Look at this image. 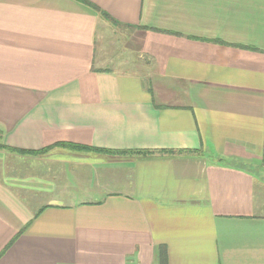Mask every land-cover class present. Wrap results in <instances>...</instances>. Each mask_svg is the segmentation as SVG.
I'll use <instances>...</instances> for the list:
<instances>
[{"label": "crops", "instance_id": "crops-1", "mask_svg": "<svg viewBox=\"0 0 264 264\" xmlns=\"http://www.w3.org/2000/svg\"><path fill=\"white\" fill-rule=\"evenodd\" d=\"M87 1L0 0V264H264V0Z\"/></svg>", "mask_w": 264, "mask_h": 264}, {"label": "trees", "instance_id": "trees-1", "mask_svg": "<svg viewBox=\"0 0 264 264\" xmlns=\"http://www.w3.org/2000/svg\"><path fill=\"white\" fill-rule=\"evenodd\" d=\"M83 3L97 9V7L95 5H93L92 3H90L87 0H81ZM103 15L106 16L105 13H102ZM75 148H79V149H88V147L83 146V145H71ZM44 150V149H43ZM43 150H39V151H26V150H19L20 152H30V153H37V152H42ZM96 150V149H95ZM100 151H105L108 152L106 150H100ZM114 152H118V153H132V154H138V155H143V156H151L153 154L156 153H166V154H170V155H197L199 152L197 150H190V149H167V150H150V149H140V150H120V151H114Z\"/></svg>", "mask_w": 264, "mask_h": 264}, {"label": "rangeland", "instance_id": "rangeland-1", "mask_svg": "<svg viewBox=\"0 0 264 264\" xmlns=\"http://www.w3.org/2000/svg\"><path fill=\"white\" fill-rule=\"evenodd\" d=\"M115 38L117 37V34L114 36ZM118 38H119V35H118ZM133 45H134V43H133ZM118 45H113L112 46V48H115L116 50H115V54H114V57H115V59H116V62L114 63L115 65H117L118 64V59L120 60V59H122V58H127L128 57V53H126V55H120V53H119V46L117 47ZM117 47V48H116ZM131 57H135V54H131Z\"/></svg>", "mask_w": 264, "mask_h": 264}]
</instances>
